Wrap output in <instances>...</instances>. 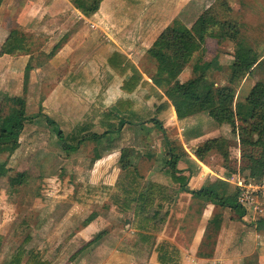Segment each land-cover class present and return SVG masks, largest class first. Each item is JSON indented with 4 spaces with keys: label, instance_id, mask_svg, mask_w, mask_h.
I'll return each instance as SVG.
<instances>
[{
    "label": "rangeland",
    "instance_id": "1",
    "mask_svg": "<svg viewBox=\"0 0 264 264\" xmlns=\"http://www.w3.org/2000/svg\"><path fill=\"white\" fill-rule=\"evenodd\" d=\"M46 1L50 3L52 0H44ZM23 2L22 8L26 3ZM58 4L70 7V10L64 13L67 18L61 15L57 24L53 21L54 27L58 26L55 30L53 28V33L45 30L52 22L46 19L47 14L42 16V24L34 27L35 31H26L29 45L33 51L35 50L34 60L40 62L46 60L44 51H49L58 42L59 45L63 43L72 31L77 33L69 47L67 46L66 52L70 55L68 53H65L67 56L62 55L66 58L62 65H58V62L53 65L51 81L44 82L41 93L31 92L30 96L26 92L23 94L26 114H35L40 109L57 124L66 136L67 143L73 145L84 135L94 131L101 132L103 126L100 122H104V128L111 130L113 134L109 140L110 144L124 149L129 147L131 162L138 168L147 167V170H150L161 167L162 162L158 161V159L161 161V156L153 157V151L155 152L157 148V153L160 149L158 140L162 137V132L151 117L156 118L161 126L167 122L164 130L170 135H174L178 130L167 114V108H161L163 103L159 104L158 96L154 92L151 93L148 86L134 88L129 94V97L133 98L131 103L133 106H126L130 110H119L116 102L119 99L118 93L123 94L120 89L123 77L108 65L106 58L110 55L109 47L106 49L103 46L100 49L101 44L108 45L115 40L114 42L122 48L123 54L136 65L142 78L151 82L156 73V63L146 51L156 36L167 25L190 26L194 22H201L205 19L204 14L207 15V10L211 9L214 17L218 19L216 22L237 20L241 35L248 37L256 46V50L261 55L264 54V0H102L98 10L86 17L82 15L80 17L77 9H73L70 4V0H60ZM22 8L16 17L10 18L12 14L8 13L1 15V18L4 16V22L13 28L17 26ZM41 12L43 14V9ZM39 15L32 13L29 16L37 23ZM84 21L88 27L83 24ZM63 22L65 26L60 27ZM28 23L35 24L31 20ZM86 37L96 45L89 59L87 53L83 54L89 48ZM231 45L234 44L229 40L213 38L210 35L206 37L202 48L194 52L179 81L185 82L193 78L198 66V73L204 72L217 86L226 84L233 89L234 93L230 99L231 109L235 111V103L244 102L252 88L249 87L251 81H244L243 78L246 77L254 83L258 79L263 80L264 62L260 61L254 65L252 72L247 76L246 72L236 66L234 59L230 60ZM204 66V70H201ZM231 66L238 67L236 75L231 74ZM59 79L68 85L66 87L69 91L54 94L56 101H53V97L50 101L46 100V97L51 95L47 90ZM160 90L163 91V88ZM19 95L21 94L0 91V114L8 112L10 106L8 98ZM27 101L30 106H27ZM62 102L65 104L64 110L59 109ZM161 109H164L165 113ZM120 117H124L128 122L119 127ZM34 118L36 117L25 122L16 149L10 151L8 145L0 146V264H7L19 246L24 250L25 256L28 252H34L43 258L48 257L52 264H109L105 261L107 254L100 251V240L88 245L89 247L79 254L74 255L73 252L81 243L79 239H74L75 231L92 211L104 216V219L101 217L96 219L92 236L104 230L103 239L106 238L105 232H112L115 235L119 233V237L122 238L119 244L114 240L109 243L112 247L118 246L121 252V259L116 260L112 257L111 264H135L132 260L143 254L129 251L133 235L128 229L124 228L126 233L120 230L124 227L126 215L119 216L116 210H107L104 203L107 201L106 197L115 200L112 197L118 194V190L110 188L102 191L100 188L104 181H112L117 172L115 166L119 163L115 158H108L103 166V170L107 171L99 172V165L94 166L97 160L94 158L96 152L93 150L98 148L95 143L84 139L75 150L65 151L59 145L57 135L45 117ZM193 126L201 133L215 131L213 134L217 136V142L210 152L212 157L206 158V161L213 164L212 166L223 165L225 171H236L245 164L247 157H241L242 150L246 152L245 154L254 155L263 151L256 143L248 144L241 141L242 137L255 139L256 127L251 121L238 115L237 111L234 112L233 124H217L206 112H200L195 121L186 124L187 130ZM218 127L219 131H216ZM117 131L118 133H115ZM202 143L196 146V150ZM196 144L194 142V145L190 143L185 146L191 151ZM235 173L240 175H236L234 181L231 179L232 184L236 183L237 178L248 180V170L242 169L241 172ZM147 174L143 176L144 181L152 177L146 179L151 175ZM121 181L125 179L121 177L118 183ZM86 182L89 184L87 188L80 187L84 183L87 184ZM90 182L96 186L90 185ZM224 182L223 185L230 184ZM229 187L231 186H228V190H232ZM223 188L225 186L219 187L218 190ZM84 197L88 202L78 204ZM192 201L186 203L190 208L187 215L192 216L187 220L188 230L177 235L182 244L187 242L189 233L196 225L192 221L194 215L203 206L202 201L195 198ZM223 210L216 206L211 211L213 213L211 217L219 214L221 217L224 215ZM216 231L215 224L207 223L197 255L205 258L211 256L213 234ZM168 235H172L171 232Z\"/></svg>",
    "mask_w": 264,
    "mask_h": 264
},
{
    "label": "crops",
    "instance_id": "2",
    "mask_svg": "<svg viewBox=\"0 0 264 264\" xmlns=\"http://www.w3.org/2000/svg\"><path fill=\"white\" fill-rule=\"evenodd\" d=\"M23 1L26 2L24 8H22L24 4ZM58 1L60 0L57 1L52 0L51 2L49 1L50 3H48V1L44 2V0H0V48L5 42V39L7 38V35L10 29L12 28L11 25L8 26L7 22L6 23L4 22V16L1 18V15H7L8 13H10L12 14L10 18H12L13 16L16 17V14L22 8L21 11L22 14L20 15V19L17 22V26H14L13 28L15 27L19 28L26 35V31L29 30L31 32L35 31L34 27L38 24L41 25L42 16L47 14L46 19H50L52 22L49 23L50 27L49 26L45 27V30L48 33H53V31L58 28V26L56 25L54 27L53 21L55 22V24H57L58 19L60 18L61 15L67 18L64 13L69 12L70 10V7H64L61 4H58ZM46 3L48 4L46 5ZM72 7L73 9H76L74 8L73 5ZM41 9H43V14L41 12ZM76 11L80 13L78 10ZM32 13L40 14L38 16L40 18H38L39 20L37 21V23L35 22V20H33L34 19L33 17L29 16ZM81 15L82 17L84 16L83 14L80 13V17ZM29 20L33 21L35 24L30 25L28 23ZM83 24H85V26L88 27L85 21L83 22ZM64 26L65 23L64 22L61 23L60 27H64ZM76 33L77 31H72L68 35L67 39L60 44V46L54 51L52 55H49L51 49L46 52L44 51L43 53L44 55L47 56L46 59L47 61L42 60L40 62L38 60H34L35 57L33 53L35 50L32 51V53L30 54L2 53L0 55V91L3 92L6 91L9 93L15 92V94L18 93L23 95L22 85L24 79L23 78L24 68L26 64L30 62V64L33 67L28 72L26 93L29 94V95L27 94L28 96H30L31 92L41 93V89L45 85L44 82L51 81V77H52L51 72L53 67L56 65L57 62L58 65L60 64L62 65V63L65 61L66 58L63 57L62 55L67 56V54H65L68 53L66 52L68 51L67 46L69 47V43L73 41L72 39L76 36ZM70 37H72L71 40H69ZM245 38H247L249 43L256 49V46L253 45V43L249 40V38L248 37ZM86 39L89 42V46H88L89 48L83 54L87 53L88 54L87 59H89L91 58L96 45H93L91 43V40L88 39L87 37ZM223 40H227V39H223ZM114 41L115 40H113V42L108 45L107 43L101 44L100 49L101 47L103 48V46L106 49L109 47L108 50L109 54L113 53L114 51L123 54L124 52L122 48L119 46V44H117ZM231 48L232 50L230 52L229 58L230 60H233L234 45L233 46L231 45ZM68 55L70 54L68 53ZM33 60L34 62H32ZM260 61L264 62V54L261 55L257 63H259ZM185 67L179 73L177 77L178 80L182 77V74H184L186 70ZM246 75L249 76V73H246ZM243 80L247 82L251 81L249 82V87H252V85L254 84V81L249 79L247 80L246 77L245 79L243 78ZM152 85L161 94V96H158L153 91V89H151L149 85L148 87L150 89V92L151 93L154 92L155 95L158 96L159 104L163 103L161 108L164 109L167 108V114L170 115V119L174 121L173 123L176 124V129L178 130V132L174 133V135L172 134L170 135L166 133V130H164V128L167 127L168 125L167 122H164V124L162 125L163 131L159 129L162 132L161 133L162 137L160 138L161 140L160 139L158 140V146L160 149L158 148L159 150H157L156 153L157 148H155V152L153 151V157L161 156V161L158 159L159 162H162L160 163L161 167L158 166L157 168L154 169L151 168L150 170L149 169L147 170V167L138 168L136 165H134L131 162L129 147H128L129 150L127 148H125L127 149L125 150L124 147L118 148L110 144L109 140H111L112 138L111 135H113L111 134V132L104 134L99 139H95V140L88 139L89 141L95 143V146L98 147L97 149L94 148L93 151L96 152L94 154V158L95 160H97L94 166L96 167L97 165H99L100 168L99 172L104 171L103 166L105 165V162L108 158H115L116 162L119 163L118 166L117 165L115 166V171L117 172L113 176L112 181L110 182L104 181V183L100 187L102 191L110 190V188H113V189H117L119 193L120 192L119 186L130 185L129 183H127V181L129 175L131 174L138 178L140 184L139 190H144V188H147L149 191L155 190L153 195H150V193L147 194L144 193L145 197L143 196L142 199L138 198L136 202L132 204V207L130 209H121L118 202L115 203L110 198L108 197L105 198L107 201L104 203L107 205L108 208L107 210L114 209L116 210V213L119 216L126 215L127 217L126 220L124 219L125 223L123 229L120 228V230L124 231V228L128 229L133 235L129 251H131L132 253L143 254L141 256L138 255L139 257H137L136 260H132L133 263L160 264L157 260V253H158L157 246L161 243H167L169 247H173L178 251L177 264H190V263L207 264L209 262H213L215 264H245V263L264 264V217L258 219L257 217H252L247 212L240 219H235L230 213L231 211L228 208H220V209H224L223 210L224 215L223 214L221 215V219L219 221V227L215 232V234H213L214 236H213V246H212L211 256L205 258L197 255V252L199 251V248L201 247L204 238L206 225L208 221L212 218L211 216L213 213L211 211H213V209H215L216 206L210 202H206L203 201L202 199L195 198L191 195V193L182 190L181 189V185L183 183L182 181H178V180L173 181L170 175L171 169H169V167L165 163L169 154L167 150L164 148V144L162 140L163 135H166L168 138L174 139L175 141L179 142L184 148L185 152L181 155V157L177 159V163L175 164V168H176L175 175L185 177L186 186L190 189H198L201 186L209 183V181L220 179L230 183L228 184V186H231L229 188H232L233 190L235 188V184L231 183V179L233 178L234 181V179L240 175L235 172H241V170L240 168H237L236 171H231V170L225 171L223 165L212 166L213 164L210 163L208 164L207 163L208 160L206 161V158L208 159L212 157V154L210 152L213 148L208 150L203 155L202 158H198L195 153L196 146H198L199 143H202L207 139L217 138V136L214 135L215 131L201 133V131L198 130L196 126H193L187 130L186 124H188L190 121H195L200 112L183 118H177L172 103L166 98L163 91H161L160 88L155 86L154 84ZM66 86L68 85L65 84L61 79H59L55 84H53L52 87H50L47 90V92L48 93L50 92L51 95L46 97V100L49 99L50 101V99L53 97V101H56V96L54 94L64 91L68 92L69 88ZM137 86L135 88H137ZM120 89L122 90L121 93L123 94L121 95L120 92L118 93L117 96L119 98L118 100H129L131 103H133V98H130L129 94L133 92L134 88L131 91H125L121 88L120 85ZM27 106H30L29 101H27ZM131 106L133 105L131 104ZM59 109L62 110L65 109L64 102H62ZM164 109L161 110L164 111ZM130 112H132V109ZM224 124L226 123H222V125ZM100 125L103 126V130H101V132L98 131H94V132L102 133L107 129L104 128L105 126L104 122L103 123L100 122ZM171 128L175 130L174 127L171 126ZM216 131H219V127L216 128ZM115 133H118V131ZM194 142L197 144L194 146L195 148L191 149L190 151L185 145L186 144L190 145V143L194 145ZM123 155H124L123 160H127V162L129 163V165L125 168H123L119 162L121 156ZM212 168L213 169L215 168L214 171ZM106 171L107 170H105L103 173H105ZM147 173L151 175L146 177V179L151 176L152 177L150 180L147 179V181L146 180L144 181L143 176ZM121 177L124 178L125 181H121V183H118ZM88 185H89L88 183L87 184L84 183V185H80V187L87 188ZM90 185L96 186L93 183H91ZM172 185H173V189H171ZM194 198L196 200L202 201L203 206L200 208L199 212L196 211L197 213L194 215L195 217L192 219V221L196 225L194 229L189 233L187 242L185 244L184 243L182 244L180 243V239L177 237V235L180 232L186 233V231L188 230L187 220L192 218V216L187 215V211L190 210V208L189 205L187 206L186 203H188L189 201L193 202L192 200H194ZM87 202L88 201H85V197H84L81 198V202L78 204L83 205L86 204ZM138 205L140 207H137ZM108 212L109 211H107V213ZM100 217L104 219V216L97 214L94 219H92L90 222H88L85 225L82 224L75 231L74 239H79L81 243L80 245H78L76 249L73 250V252H75L80 246H82L84 243H86L90 238L94 236V235L92 236L94 223H96L95 222L97 221L96 219ZM251 219H253V221ZM247 220L252 221V223ZM169 232H171L172 235H168ZM105 233H106L105 239L102 238L103 236L102 234V236L92 244L100 240V251L103 254H107L105 261L106 263L111 264L113 262L112 257L115 258L116 260L121 259V255H120L121 252L120 249L118 250V246L112 247L109 243H112V241L114 240L116 243L119 244L120 242H122V238L119 237L118 235L119 233L117 235L112 234V232L110 233L105 232ZM89 246L84 247V249H82L79 253L84 251ZM46 258L49 259L48 257ZM52 263L53 262H51V264Z\"/></svg>",
    "mask_w": 264,
    "mask_h": 264
},
{
    "label": "trees",
    "instance_id": "3",
    "mask_svg": "<svg viewBox=\"0 0 264 264\" xmlns=\"http://www.w3.org/2000/svg\"><path fill=\"white\" fill-rule=\"evenodd\" d=\"M101 1L102 0H70V3L81 14L89 16L98 10ZM204 15L205 19L203 21L194 22L190 26L185 24L167 25L156 36L146 51L156 63V73L155 76L151 78V82L143 79L136 65L122 53L114 51L110 53L106 61L110 68L123 77L121 88L125 91H131L137 85L143 87L150 85L151 89H153L158 96H161L152 84L159 88H163V93L172 103L177 118H183L199 112H206L215 123L233 124L234 112L237 111L238 115L242 118L251 121L256 127V137L253 140L242 137L241 141L248 144L256 143L263 148V151L254 155L245 154L246 152L242 150L241 157L245 158L246 156L247 159L240 170H248V178L256 180L264 174V79H258L253 84L244 102L237 101L235 103V111L231 109V99L234 93L233 89L226 84L217 86L214 81H210L205 76L204 72L198 73V66L193 78L185 82H180L177 79L179 73L189 63L194 52L202 48L206 37L209 35L217 39H227L234 43V60L237 64L236 66L243 72L250 73L261 57V54L256 51L247 38L241 35L237 20H230V22L221 20L216 22L215 20L218 19L214 17L211 9H209V11L207 10V15ZM211 29H213V31H211ZM59 46V42L56 43L51 48L49 55H52ZM32 51L33 49L29 45L27 36L16 27L10 29L5 42L0 48V53L9 54H30ZM32 67L30 62H28L24 68L23 94L26 92L28 72ZM238 67L232 68L231 66V74L236 75ZM204 68L205 66L201 70H204ZM128 71L131 73L127 74ZM8 99L10 104L8 112L3 115L0 114V146L8 145L10 151L18 147L20 134L25 122L31 120L34 116L36 118L40 116L45 117L47 123L52 126V129L56 133L59 145L65 151L75 150L77 145L84 139H99L104 134L111 132L109 129H106L102 133L91 132L88 135L82 136L75 145L68 144L66 136L58 128L57 124L51 118L43 114L40 109L35 114H26L24 95L13 96ZM116 105L119 110L122 111L123 109L127 110L128 107L126 108V106L131 105V102L129 100H118ZM151 120L155 123L157 122L156 124H158L159 129L163 131L162 126L156 118L151 117ZM126 122H128V120L124 117H120L119 127ZM162 140L164 148L169 154L165 163L169 169H171L170 175L173 181L178 180L183 182L181 185L182 190L191 193L195 198L210 202L220 208H228L235 219H240L246 214L245 208L237 201L236 189L228 190V185H223L225 183L223 180L218 179L214 182H209L198 189L188 188L186 186L185 177L175 175V164L177 163V159L185 152L184 148L179 142L168 138L166 135H163ZM216 142L217 138L205 140L195 151L196 156L202 158L208 150L213 148ZM176 145L178 148H176ZM123 157L124 155L121 156L119 162L122 167L125 168L129 163L127 160H123ZM127 183L130 185L119 186L120 192L112 197L115 199L113 200L115 203L118 202L121 209H130L138 198L142 199L147 193L153 195L155 191H149L147 188L139 190V180L132 174L129 175ZM221 186H225V188L218 190ZM137 207L140 206L138 205ZM97 214L96 211H92L88 214L82 222L83 225L94 219ZM220 219V214L219 216H213L208 221V224H215L216 231L219 227ZM103 233V230L97 232L86 243L80 246L74 252V255L79 253L84 247L98 240ZM157 249V260L160 264H177L178 251L175 248L169 247L167 243H161L157 246ZM21 263L51 264V261L38 256L34 252H28L25 256L24 250L19 246L7 264Z\"/></svg>",
    "mask_w": 264,
    "mask_h": 264
},
{
    "label": "built area",
    "instance_id": "4",
    "mask_svg": "<svg viewBox=\"0 0 264 264\" xmlns=\"http://www.w3.org/2000/svg\"><path fill=\"white\" fill-rule=\"evenodd\" d=\"M235 189L237 201L245 208L246 213L252 217H264V174L256 180L237 178Z\"/></svg>",
    "mask_w": 264,
    "mask_h": 264
}]
</instances>
